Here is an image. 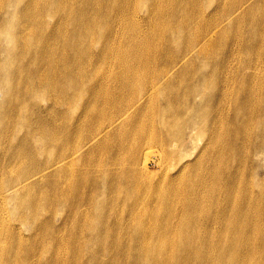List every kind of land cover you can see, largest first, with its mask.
Masks as SVG:
<instances>
[{"label": "bare ground", "instance_id": "bare-ground-1", "mask_svg": "<svg viewBox=\"0 0 264 264\" xmlns=\"http://www.w3.org/2000/svg\"><path fill=\"white\" fill-rule=\"evenodd\" d=\"M227 1L226 4L219 1L216 11L210 10L211 15L203 17L200 0H0V145H5L0 148V179L3 176L1 181L9 182L7 186L0 184L5 186H0V264H31V257L36 264H264V181L246 180L243 173L251 169L252 174L254 166L242 159L234 160L237 155L243 158L239 151L244 154L254 151L250 156L264 163V132L258 130L260 133L252 134L243 129L254 125L253 116H258L259 123L264 121V105L256 103L252 110L244 111V105L235 99L232 121L243 117L244 124L227 127L228 123L225 128L220 120L221 112L202 119L196 114L193 101L195 92L204 93L213 78L222 76L219 67L225 66V61L214 62L215 49L223 42L217 35L227 29H237L243 15L251 16L250 13H253L255 26L264 25L263 0L256 1L252 7H249L251 0ZM141 11L146 30L139 23ZM262 39L260 34H255L251 46L258 49L264 42ZM245 42L242 41L244 50L250 41ZM261 54L264 59V52L257 56ZM253 64L249 62L245 67L250 70L247 74L242 71V81L246 86L251 83L252 90L253 83L255 92V82L263 90L264 65L263 69H258ZM227 76L222 77L226 83ZM86 83L91 84L86 86ZM226 86L229 85L224 89ZM224 89L219 88V92L226 102ZM167 93L165 103L151 102L154 97L164 99ZM213 93L205 101L209 107L214 104ZM83 97H87V101L82 118L73 123L74 116H68L72 118L74 129L79 130L99 118L100 126L91 131L87 141L77 149L61 153L59 158L50 159L36 171L24 173L23 169L34 165L38 155L53 151L59 133L54 136L52 132H45L52 131L56 125L58 108L81 102ZM133 97L136 100L127 103ZM250 97L248 94L243 100ZM42 100L50 102L53 115L50 128H45L44 120L28 117L30 111L41 108V103L45 102ZM74 107L77 112L78 106L77 110L76 106L70 108ZM109 109H114L116 115L107 125ZM182 115L187 118L179 120ZM124 124L131 128H123ZM19 127L25 128L26 134L18 139ZM207 132L206 143L204 141L190 162L179 158L172 165L174 173L168 175L165 182L168 185H164L162 179L156 182L149 179L145 169L148 156L154 152L153 144L161 152H165L167 146L178 150L190 145L191 149H196ZM240 138L249 143L239 145ZM11 142L16 144L9 150L7 146H11ZM8 157L12 164L3 167L2 161L6 158L8 161ZM215 159L225 164L223 170L217 163L210 165ZM233 161L237 167L231 170L229 165ZM73 164L83 166L84 170L77 171L88 173L82 180H77L76 175L77 184L67 179L76 174L73 173L76 169L70 170ZM209 177L211 183H208ZM60 178L62 182L67 179L68 183L66 186L61 183L58 190ZM174 181L181 182L179 189L171 188ZM82 188L86 191H81ZM178 191L187 196L177 199ZM99 194L105 195L104 201L97 200ZM47 202L49 209L56 204L51 210L55 217L60 213L57 204L73 210L68 213L69 221L66 218L70 223H76L78 213L74 210L86 206L87 210L83 211L87 213L77 216V220H82L78 229L67 221L56 228L49 220H40V208ZM118 203L127 208V213L123 215L114 208L113 224L103 223L94 231L98 222L95 220L104 216L95 217L93 211ZM208 203L217 204L216 211L200 215V207L204 209ZM162 206H168L167 210L177 213V217L164 216ZM6 212L11 217L21 216L18 226L11 224L8 218L7 222L3 221ZM38 219L33 224V220ZM25 223L32 226L29 231L35 238L52 247L65 240L58 230L66 229L72 245L68 248L69 255L57 263L55 251L53 258L47 259L45 245L26 247L19 237ZM51 233L53 237L47 240ZM106 237H110L109 245L103 241ZM83 254L86 260L81 261ZM96 255L106 258L96 259Z\"/></svg>", "mask_w": 264, "mask_h": 264}, {"label": "rangeland", "instance_id": "rangeland-1", "mask_svg": "<svg viewBox=\"0 0 264 264\" xmlns=\"http://www.w3.org/2000/svg\"><path fill=\"white\" fill-rule=\"evenodd\" d=\"M224 2L225 4H226V1L227 0H200V3H201V6L202 7H204V8H202L203 9V12H202V15H203V17H205V16H210L211 15V12H210V10H212V13H213V11L215 10L216 11V8H217V4H219L220 2ZM229 2L231 1V0H228ZM227 1V2H228ZM252 1V2H251ZM250 1V6L249 7H252L253 6V4L255 5V3H256V1H259V0H251ZM264 1V0H263ZM203 2V3H202ZM228 2V3H229ZM261 2H262V0H261ZM262 4H264V2H262ZM261 4V5H262ZM255 9H257V6H255ZM264 9V8H263ZM204 10H205V12H204ZM209 10V11H208ZM254 10V9H253ZM208 11V12H207ZM142 13V14H141ZM206 13V14H205ZM210 15H209V14ZM140 16H139V23L142 25V27L143 28H145V29H143V30H146L147 29V24H146V22L143 20V17H144V12L143 11H141L140 13ZM208 14V15H207ZM250 14H252L251 16L249 15H246V16H244L243 15V17L240 19V26L237 28V29H234V30H225L224 32H220V34H218L217 36L218 37H220V39L223 41L222 42V44L221 45H219V46H221V47H217L216 49H215V51H216V53H215V63H219V62H221L222 60H224L225 61V63H224V65L225 66H222V67H219V70H220V72H222L221 73V78H213V80L211 81V84H207V86L204 88V90H206L204 93H202V94H200V93H196L195 92V94H193V101L195 102V104H196V107H197V115H199L200 116V118H202V119H210V118H212L213 116H214V114H217L218 115V113L219 112H221L222 113V117L220 118V120H222V126L224 125V127L225 128H227V127H230V126H233V125H236V124H238V125H241V124H244L243 122L245 121V118H241L240 120H238L237 122L236 121H232V119L234 120L235 118V108H234V103H233V101H235V99H237V100H239L240 101V103H242L243 105H244V111H247V110H252V107L257 103V104H263L264 105V87H263V90L262 89H260V87H259V85H258V83H256L255 81V86H256V84H257V89H256V93H258V94H255V92H254V84L252 83V87H253V90H252V88H251V83H247V84H249L248 86H246V85H244V82L242 81V78L244 77V75H243V73H245V74H247V72H250V70L249 69H246L245 67L247 66V64H249V62H251L252 64H253V62H254V64L253 65H255L256 64V66H257V68L259 67V68H262L263 69V65H264V59L262 58V54H261V56L260 55H258L257 56V54L258 53H263L264 52V40L262 39V35H264V31H262L264 28H261V27H264V25H260L261 27H259V26H255V22H253L254 20H253V13H250ZM141 17V18H140ZM202 17V18H203ZM248 18V19H247ZM250 19V20H249ZM262 20H264V17L262 18ZM53 23V22H52ZM247 23H248V26H247ZM253 23V24H252ZM254 26V27H253ZM250 27V28H249ZM246 28V29H245ZM256 28H257V30L258 31H256ZM262 29V30H261ZM246 30V31H245ZM228 31V32H227ZM233 31H235V33L233 32ZM261 31H262V35H261ZM244 32V33H243ZM246 32V33H245ZM253 32V33H252ZM222 33V34H221ZM232 34H233V36H232ZM255 34L257 35V34H260V38L263 40H261V42H263V43H261L260 44V47L257 49L256 47H252L251 45H253V44H251V39L255 36ZM236 35V36H235ZM247 35V36H246ZM254 35V36H253ZM245 37H246V39H245ZM249 37H250V39H249ZM264 38V37H263ZM235 39V40H234ZM228 40V41H227ZM233 40L235 41V42H233ZM236 40H237V42H236ZM240 41H241V43H240ZM242 41L243 42H245V41H250L247 45V47L245 48V50L242 48ZM237 43V44H236ZM246 43V42H245ZM263 44V45H262ZM250 45V46H249ZM262 45V46H261ZM255 46V45H254ZM238 47V48H237ZM232 48H233V50H232ZM249 48V49H248ZM242 49V50H241ZM231 50H232V52H231ZM238 51V52H236L235 53V51ZM241 50V51H240ZM249 50H251V51H249ZM253 50H254V52H253ZM258 50V51H257ZM263 50V51H262ZM242 51H244L245 52V55H244V52H242ZM256 51V52H255ZM222 52V53H221ZM242 52V53H241ZM94 53L96 54V51H94ZM232 53V54H231ZM239 55H238V54ZM241 53V54H240ZM231 54V55H230ZM234 54V55H233ZM237 54V55H236ZM247 54V55H246ZM249 54V55H248ZM221 55V56H220ZM255 55V56H254ZM232 56V57H231ZM234 56V57H233ZM250 56V57H249ZM219 57H221V58H219ZM253 57H255L254 59H253ZM259 59H258V58ZM242 58V59H241ZM245 58V59H244ZM247 58V59H246ZM229 59H230V61H231V63L229 62ZM232 59V60H231ZM235 59V60H234ZM236 59H237V61H236ZM238 59H239V61H238ZM248 60V61H247ZM250 60V61H249ZM256 60V61H255ZM246 61V62H245ZM233 62V63H232ZM226 63H227V65H226ZM232 64V65H231ZM237 65V66H236ZM226 67H228V68H226ZM236 67V68H235ZM235 68V69H234ZM258 68V69H259ZM226 69H227V71H226ZM246 69V70H245ZM258 69H257V74H258ZM207 70V69H206ZM208 70H209V67H208ZM236 70V71H235ZM233 71H234V73H233ZM241 71V72H240ZM242 71H243V73H242ZM230 72L231 73H233V74H230ZM226 74V75H225ZM262 74H264V71H262ZM228 75V76H227ZM231 75H232V77H231ZM229 77L228 79H227V83L225 82L226 80H222V77ZM235 77V78H234ZM215 79V80H214ZM231 79V80H230ZM233 79V80H232ZM232 81V82H231ZM225 82V83H224ZM90 84L91 83H86V86H90ZM108 84V83H107ZM214 85V87H218V90H216V88H214L213 90H212V87L211 86H213ZM225 85H229L228 87L226 86L225 87V89H224V86ZM239 85V86H238ZM246 86V87H245ZM211 87V88H210ZM236 87H238V88H236ZM219 88L221 89H224L225 91H227V93H226V95H227V103L226 102H224L225 100V98L224 97H222L223 95L219 92L220 90H219ZM244 88H246V89H244ZM228 89V90H227ZM234 89H235V91H234ZM260 89V90H259ZM242 90V91H241ZM245 90V91H244ZM262 90V91H261ZM258 91V92H257ZM214 92V93H213ZM218 92V93H217ZM244 94H243V93ZM213 93V96H215V99H214V104L213 105H211L210 107L208 106V104L205 102L206 101V98H207V96H209V94H212ZM229 93H230V95H229ZM263 93V94H262ZM200 94V95H199ZM234 94V95H233ZM248 94H251V97L250 98H248V99H245V100H243L244 99V97H246ZM86 95V94H85ZM241 95V96H240ZM253 95H255V96H253ZM243 96V97H242ZM253 96V97H252ZM263 96V97H262ZM85 97V96H84ZM83 97V98H84ZM220 97H222V99H220ZM233 97V98H232ZM81 99V102H82V104H80L81 102H79L80 100H78V101H76L74 104H70V105H63V106H60L62 109H60V107L58 108V112H59V117L57 118V120H56V125L54 126V130L56 129V130H58V131H53V129H52V131H47V132H45V133H54V136L55 135H57L58 133V135H57V138H58V140H57V142H56V146L54 145V149H53V151L51 152V153H46V154H44V153H39L40 154V156L38 155V157H36V162H35V164L34 165H31V166H28L27 168H24L23 169V171H24V173L25 172H29L30 171V173L31 172H33V171H36L37 170V167H43L44 166V164L45 165H47V163H49L51 160H56L57 158H59L61 155V153H65L66 152V154L67 153H69V152H71V149L72 150H75V149H77L78 147H80L83 143H85L86 141H87V139H88V136H89V134H90V132L91 131H94L97 127H99L100 126V124H101V121L102 120H100V118L99 119H97L96 121H94V122H92V123H90V124H87V125H85V127H83V128H81V129H79L80 130V132H83V133H81L80 134V132H79V130H75L74 129V124H72V118H73V123H75L76 122V119L77 118H82V116L84 115L83 114V111H84V105H85V103H86V101H87V97L86 98H84V99ZM168 98V93H167V95H165L164 94V99L163 98H161V99H159V100H157L155 97L151 100V102L154 100V102H158L159 101V103H165L166 101V99ZM201 98V99H200ZM224 98V99H223ZM229 98V99H228ZM163 99V102L161 101ZM255 99V102H253V100ZM136 100V97L134 98H130L129 99V101L127 102V103H132V102H134ZM157 100V101H156ZM224 100V101H223ZM45 101V100H44ZM43 100L41 101V102H44ZM99 101V99L97 100V102ZM219 101H222V104L219 102ZM250 101V102H249ZM153 102V103H154ZM47 103V104H46ZM76 103H77V105H76ZM205 103V104H204ZM219 103H220V106H219ZM225 104H226V106H225ZM41 108L39 107V108H37L36 107V109L35 110H33V112H29V114H28V117H29V119L30 120H36V119H41L42 121L44 120V123L46 122V127L45 128H50V127H52V125H51V123H52V121H53V115H52V113L50 112V102H48V101H45L44 103H41ZM48 105H49V107H48ZM81 105V106H80ZM206 105L208 106V107H206ZM73 106H76V110H77V106H78V109L80 110V112H79V110H77V112L79 113V114H77V112L75 111V107L73 108V110L71 109ZM80 106V107H79ZM233 106V107H232ZM45 107V108H44ZM64 107V108H63ZM71 107V108H70ZM227 109H226V108ZM233 109H232V108ZM81 108V109H80ZM223 108V109H222ZM231 108V109H230ZM209 109H211V110H209ZM226 110V112L225 111H222V110ZM228 109H229V111H228ZM70 110H72V112H74V113H76V114H74V113H72L71 114V111ZM221 110V111H220ZM231 110V111H230ZM69 111V112H68ZM109 112L108 113H106L108 116H109V119H108V121H106L105 122V124H107V125H110V123H111V121H112V119H114V116L116 115V113L114 112V109H109L108 110ZM219 111V112H218ZM211 112V113H210ZM229 112V113H228ZM170 112H166V114L168 115ZM224 113V114H223ZM231 113H232V115H231ZM228 114H229V116H228ZM69 115H71V117L72 116H74V117H72V118H70V117H68ZM208 115H209V117H208ZM224 115V116H223ZM211 116V117H210ZM220 116V115H219ZM228 118V119H226V117ZM234 116V117H233ZM225 117V118H224ZM257 115L255 116V118H254V116H253V118H252V120H253V122H254V125H255V122L257 121V127H255L254 125H252V126H248V127H245V128H243L245 131H247V133H255V134H258V133H260V132H257L258 130H260L262 133L264 132V121H262V123H259V121L257 120ZM187 118V116H185V115H182V116H180L179 117V120H185ZM223 118V119H222ZM68 119H69V121H68ZM150 119V118H149ZM153 118H151L150 120H152ZM71 120V121H70ZM199 120V122H201L200 120L201 119H198ZM239 121H240V124H239ZM203 122H204V120H203ZM218 124H216V127L217 126H219V121L217 122ZM230 125H229V124ZM71 124V125H70ZM229 125V126H227V125ZM259 124V125H258ZM44 125V124H43ZM70 125V126H69ZM72 126H73V128H72ZM124 126H125V129H128V128H131V125H130V127H129V125L128 126H126V124H124L123 125V128H124ZM227 126V127H226ZM258 126H260V128L258 127ZM262 126V127H261ZM2 126L0 125V128H1ZM36 127H38V126H36ZM44 127V126H43ZM61 127H64V128H61ZM68 127V128H67ZM203 127H204V125H203ZM205 128V127H204ZM256 128V129H255ZM33 128H31V130H32ZM83 129V130H82ZM19 130V131H18ZM22 132H21V131ZM33 130H35V128L33 129ZM66 130V131H65ZM25 133H24V132ZM77 131V132H76ZM196 131H197V129H196ZM16 132H17V138L19 137H21L22 135H24V134H26V131H25V128H21V127H19L17 130H16ZM63 132V133H62ZM79 132V133H78ZM198 133H200V135H201V137H202V132H201V129H200V132H199V128H198V131H197ZM21 133H23V134H20ZM56 133V134H55ZM66 135H65V134ZM67 133H69V134H67ZM76 133V134H75ZM78 133V134H77ZM197 133V134H198ZM62 134V135H61ZM75 134V135H74ZM84 134V135H83ZM77 135V136H76ZM79 135V136H78ZM61 136H62V138H61ZM76 136V137H75ZM83 136V137H82ZM195 136H197L196 134H195ZM206 137H208V132H207V134H204L203 135V138L202 139H200L199 141H198V144H197V148L196 149H191L190 148V145H188L187 147L186 146H183V147H179V149L177 150V149H175V147L173 148V147H170L169 146V149H168V146H167V148H166V151L165 152H161V150L159 149V147L158 146H156L155 144H153L152 145V147H153V150H154V152L153 153H151L150 155H152V156H148V161H147V168L145 169L146 171V174L148 175V177H150L149 179L150 180H152L153 182H156V181H162V182H164L163 184L164 185H168V184H166L165 182H167V180L166 179H168L169 178V176L168 175H171L172 173H174V170H173V168H171L172 167V165L174 164H176V162H177V160L179 159V158H181V160H188L189 162L191 161V159L194 157V155H195V153H196V151L197 150H199V149H201V147L206 143V140H207V138ZM225 137H227L226 135H225ZM18 138V139H19ZM74 138V139H73ZM76 138V139H75ZM80 138V139H79ZM51 139H54V138H51ZM59 140H60V142H59ZM74 140V141H73ZM79 140V141H78ZM204 141H205V143H204ZM200 142V143H199ZM247 139H244V138H240L239 139V141H237V143H239V145L241 144V145H247L249 142H247ZM253 142V141H252ZM252 142H250V143H252ZM15 142H11V146H7V148L9 149V150H12V148H14V146L13 145H15L14 144ZM54 143V142H53ZM52 144V143H51ZM78 144V145H77ZM52 146V145H51ZM5 147V145H0V148H4ZM12 147V148H11ZM59 147V148H58ZM157 147V148H156ZM185 148H187L188 150H186ZM174 149V150H173ZM14 150V149H13ZM169 150V151H168ZM176 150V151H175ZM183 150H185V151H187V152H185V151H183ZM218 147H217V149H216V152H218ZM220 150H221V146H220ZM160 151V152H159ZM180 151V152H179ZM55 152V153H54ZM157 152V153H156ZM169 152V153H168ZM253 153H254V151H252ZM251 152V153H252ZM11 153V152H10ZM54 153V154H53ZM163 155H162V154ZM164 153H166V155L164 154ZM178 153V155H175V154H177ZM186 153V154H185ZM191 153V154H190ZM251 153H249V154H244V153H241L240 151H239V154H241V155H243V158H241L239 155H237V157L235 156V158H234V160H237V159H242V161H245V163H247L248 165H253L254 166V169H253V171H252V174H251V172H249V171H245L243 174V176L245 177V179L246 180H248L249 182L251 181V183H259V182H263L264 181V163L263 164H261V163H258L256 160V158H253V157H251L250 155H251ZM252 153V154H253ZM44 155V157H42L43 155ZM155 154H156V156H155ZM157 154H159V155H157ZM190 154V155H189ZM172 155V156H171ZM173 155H175V156H173ZM48 156V157H47ZM164 156V157H163ZM168 156H170V157H168ZM40 157V158H39ZM42 157V158H41ZM47 157V158H46ZM150 157V158H149ZM153 157V158H152ZM167 159H166V158ZM176 158V160L173 162V158ZM182 157H184V158H182ZM171 158V159H170ZM51 159V160H50ZM50 160V161H49ZM160 160V161H159ZM7 161V158L5 159V161L3 160L2 161V166L3 167H6L8 164H12V160H11V158H9L8 157V163L6 162ZM41 161V162H40ZM169 161V163H168V167L167 166H165V164L167 163ZM6 162V163H5ZM158 162L160 163V164H158ZM171 162V163H170ZM180 162L181 161H179L178 162V164H180ZM234 162V161H233ZM231 163V164H233L234 166H232L231 164L229 165V169H234V167L236 168L237 167V165L235 164V162L234 163ZM253 162V163H252ZM264 162V161H263ZM4 163V164H3ZM217 163V167H219V168H221L222 170H223V166L225 165V164H223V162H221V161H217V159H215V161H212L211 162V166L212 165H214V164H216ZM255 164H257V167L255 166ZM162 165H164L163 166V169H162ZM13 166H16V165H13ZM79 166V167H78ZM256 167V168H255ZM262 167V168H261ZM20 168V167H19ZM29 168V169H28ZM161 168V169H160ZM164 168H166V169H164ZM0 169H1V166H0ZM17 169V168H16ZM76 169V170H75ZM80 169H82V170H84L83 169V166H80V165H76V164H73L72 166H71V171L72 170H75L73 173H76L75 175H73L72 174V176L71 177H68L67 179H69V182L70 183H78L79 181H77V180H82V178L84 179V178H87V174L88 173H81L80 171H82V170H80ZM160 169V170H159ZM77 170H80V171H77ZM163 170H165V171H163ZM17 171V170H16ZM78 172V174H77V172ZM263 171V172H262ZM80 172V173H79ZM259 172H261V173H259ZM81 174V175H80ZM151 174V175H150ZM262 174V175H261ZM76 175H77V177L78 178H76ZM79 176H81L80 177V179H79ZM83 176V177H82ZM165 179H164V178ZM222 177V176H221ZM3 178V176H1V179ZM70 178H72V179H70ZM74 178H76V179H74ZM154 178H156V179H154ZM1 179H0V184H4L5 186H7L8 184H9V182H8V180H5V179H3L2 181H1ZM64 180L63 182L61 181V180H63V179H61L60 178V182L58 183V190H60V186H61V183H62V185L64 186V184H65V186L67 185V183H68V180ZM157 179H159V180H157ZM160 179H162V180H160ZM210 177H209V179H208V183H211V182H209L210 181ZM105 180V179H104ZM156 180V181H155ZM6 181V182H5ZM212 181V180H211ZM176 182V183H175ZM7 183V184H6ZM180 183L181 182H179V181H174L172 184L173 185H171L172 187V189H174L175 190V188L176 189H179L180 188ZM60 184V185H59ZM70 185H72V184H70ZM1 186V185H0ZM5 186H1V187H5ZM178 187V188H177ZM84 190V191H83ZM81 191H83V192H85L86 190L85 189H81ZM178 192H180V193H177L176 194V198L178 197L180 200H182L183 198H185L186 196H187V194L184 192V195H182L183 193L181 192V191H178ZM105 194H107V192L105 193ZM149 194V193H148ZM181 194V195H180ZM177 195H179V196H177ZM102 194H99V198L97 199V200H105V195H103L102 197ZM184 196V197H183ZM197 196V195H196ZM196 196L193 194V197H195L194 199H197L196 198ZM218 195H215V197H217ZM97 197H98V195H97ZM149 197H151V198H155V196L153 195H149ZM181 197H183V198H181ZM198 197V196H197ZM177 198V199H178ZM218 198V197H217ZM176 199V200H177ZM221 200V199H220ZM219 200V201H220ZM263 200V199H262ZM177 201H179V200H177ZM264 201V200H263ZM45 206H46V210H44L45 209ZM110 206V207H109ZM177 206V208H179V206L178 205H176ZM217 206V204L216 205H214V204H212V203H208V205L204 208V209H202L201 207H200V215H204L205 213H212V212H214V211H216V209H215V207ZM60 208V210L58 211V212H60L59 214H58V216L57 217H55L53 214H52V212H51V210H52V208H56V204L55 205H53L52 206V208H50L49 209V207H48V202H47V204H45V205H42L41 206V208H40V212H39V217H40V220L42 219V220H44V221H48L49 220V222L52 224V225H54V227L56 226V228H59V227H62L63 226V222L65 221H67L66 220V218L68 219V213H70L71 211L73 212V210H71V209H69V208H67L66 206H63V208H65L66 210H64L61 206H59V204H57V208ZM119 207V208H118ZM121 207V208H120ZM168 206H164V208H163V206L160 208V210L162 211V209H164V216H166V217H169V216H173L174 215V218H176L177 217V213L175 214V213H172L171 212V210H167L168 208H167ZM211 207H213V209L211 208ZM83 208V209H82ZM86 208V206H81L80 207V209H76V210H74V212H77L78 214L76 215V223L74 222V223H70V222H68L69 221V219H68V224L70 225H72V227H75V228H77L79 225H80V223H81V221L82 220H77V216H79L80 215V213H81V215H84V214H86L87 212L86 211H83L84 209ZM114 208H115V210H117V211H121V212H123V215L124 214H126L127 213V208L126 207H122V206H120V203H118V204H115V205H108L105 209H95L94 211H93V215H95V217H96V215H101V214H103V216H104V219H97V220H95V221H98V222H95V226H96V228L94 229V231H96V229L98 228V226H100L101 224L103 225V223L104 224H106V225H112L113 224V221H114V217H115V214H113V210H114ZM217 208V207H216ZM121 209V210H120ZM126 209V210H125ZM68 210V211H67ZM71 210V211H70ZM85 210H87V208L85 209ZM111 210H112V212H111ZM168 211V212H167ZM169 211H170V213H169ZM207 211V212H206ZM112 214H111V213ZM49 213H51V215H52V218L50 219V217H51V215L49 214ZM84 213V214H83ZM168 214V216H167V214ZM9 214V215H8ZM48 214H49V216H48ZM90 215V214H89ZM47 216L49 217V218H47ZM112 216H114V217H112ZM20 215H18V214H16L15 216L14 215H12V217L10 216V213H5L4 215H3V221H6L7 222V218L8 219H10L11 220V224H14V225H16V226H18L19 225V219H20ZM100 217V216H99ZM112 217V218H111ZM201 217V216H200ZM43 218H45V219H43ZM108 219V220H107ZM37 221H39V219L38 220H36V221H34L33 220V224H34V222L36 223ZM111 221V222H110ZM64 222V223H65ZM109 222H110V224H109ZM54 223V224H53ZM100 223V224H99ZM32 224V225H33ZM58 224V225H57ZM60 224V225H59ZM65 225V224H64ZM76 225V226H75ZM24 227H28V229L26 230V229H24ZM24 227H23V229H21L22 230V232H21V235H19V237H20V239L23 241V244L24 245H26V247H41L42 245H45L46 246V250H47V253L45 254L46 256H47V259H50L51 258V256H52V258H53V255H54V251L56 252V254L54 255V258H55V260H57V263H60V261H61V259L62 258H65V257H67L68 255H69V249L68 248H71V246L72 245H70V243L68 242V239H67V234H65V233H67V230L66 229H62V230H58L59 231V234H62V238L64 239V237H65V240H62L61 241V243H59V245L57 246V245H54L53 247L52 246H48L47 245V243H45V242H43V241H41V240H39V238H35L34 237V235L33 234H31L30 233V231H29V229H31V227L32 226H29V225H27V223H25L24 224ZM78 229V228H77ZM64 230V231H63ZM58 231L56 232V233H58ZM115 231V230H114ZM61 232V233H60ZM53 234L55 235V231L53 232ZM53 234L51 233V236L49 237H47V240L48 239H51V237H53ZM30 235V236H29ZM64 235V236H63ZM18 236V235H17ZM24 237V238H23ZM28 237V238H27ZM30 237V238H29ZM26 238V241H24V239ZM109 238L110 237H106V239L105 238H103V241L104 242H106L108 245L110 244V241L111 240H109ZM29 239V240H28ZM20 240V241H21ZM22 241H21V244H22ZM28 242V243H27ZM104 242H103V244H104ZM28 245H27V244ZM30 244V245H29ZM62 244H65V245H62ZM67 244H69V245H67ZM107 244H105V245H107ZM48 246V247H47ZM77 246L79 247L80 246V243L79 244H77ZM60 247V248H59ZM64 247V248H63ZM53 248V249H52ZM60 249V250H59ZM63 249V250H62ZM46 250H45V252H46ZM52 251V253H50ZM60 252V253H59ZM64 252V253H63ZM66 253V254H65ZM63 254V255H62ZM50 255V256H49ZM59 255L61 256L60 258H59ZM65 255V256H64ZM58 258V259H57ZM82 258V255H80V259ZM86 258V255L85 254H83V258L81 259V261L82 260H86L85 259ZM104 258H106V257H104V256H102L101 258H100V255L97 257V255H96V259H104ZM71 259L72 260H74V258L73 257H71ZM31 264H36V261H35V259L33 258V257H31Z\"/></svg>", "mask_w": 264, "mask_h": 264}]
</instances>
